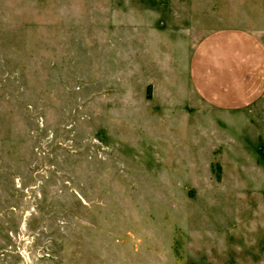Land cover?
<instances>
[{
    "label": "rangeland",
    "instance_id": "rangeland-1",
    "mask_svg": "<svg viewBox=\"0 0 264 264\" xmlns=\"http://www.w3.org/2000/svg\"><path fill=\"white\" fill-rule=\"evenodd\" d=\"M233 28L264 0H0V264H264V96L188 75Z\"/></svg>",
    "mask_w": 264,
    "mask_h": 264
},
{
    "label": "crops",
    "instance_id": "crops-1",
    "mask_svg": "<svg viewBox=\"0 0 264 264\" xmlns=\"http://www.w3.org/2000/svg\"><path fill=\"white\" fill-rule=\"evenodd\" d=\"M188 75L209 107L250 108L264 96V47L244 30L214 31L196 46Z\"/></svg>",
    "mask_w": 264,
    "mask_h": 264
},
{
    "label": "trees",
    "instance_id": "trees-1",
    "mask_svg": "<svg viewBox=\"0 0 264 264\" xmlns=\"http://www.w3.org/2000/svg\"><path fill=\"white\" fill-rule=\"evenodd\" d=\"M149 96V95H148Z\"/></svg>",
    "mask_w": 264,
    "mask_h": 264
}]
</instances>
